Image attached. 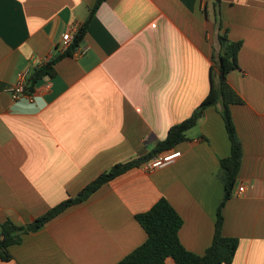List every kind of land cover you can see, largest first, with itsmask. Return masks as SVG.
<instances>
[{"label": "crops", "instance_id": "obj_1", "mask_svg": "<svg viewBox=\"0 0 264 264\" xmlns=\"http://www.w3.org/2000/svg\"><path fill=\"white\" fill-rule=\"evenodd\" d=\"M213 2L106 0L80 45L86 53L58 60L33 99L15 102L11 86L64 54L62 36L86 22L96 0H0V222L31 223L152 152L208 96L227 33L242 44L228 82L244 101L231 110L244 155L223 234L240 242L231 264H264V0H222V31ZM216 109L188 131L173 165L120 175L25 234L0 264H120L147 240L137 215L160 198L183 218V246L204 254L225 196L220 161L232 153Z\"/></svg>", "mask_w": 264, "mask_h": 264}, {"label": "trees", "instance_id": "obj_2", "mask_svg": "<svg viewBox=\"0 0 264 264\" xmlns=\"http://www.w3.org/2000/svg\"><path fill=\"white\" fill-rule=\"evenodd\" d=\"M105 1L96 0L88 19L80 26L79 32L75 35L69 49L63 55L49 60L48 63L30 76L26 85L27 93H33L38 83L46 76H54L56 62L65 56L73 55L80 47L87 35L91 20ZM221 2L222 0H214L213 2L215 23L218 24L220 31H222L220 20ZM218 45V50L214 54L218 75L214 74L213 67L211 70L212 86L210 92L188 119L168 130L166 138L160 141L152 152L127 163L115 165L111 170L99 175L88 184L79 195L69 197L54 208L52 207L44 216L25 225H17L10 220L0 222V260L8 262L13 259L10 249L14 245L20 244L25 234L39 231L49 221L59 217L71 206L86 202L96 191L120 175L141 167L160 154L173 149L177 150L178 146L188 140V131L197 126L199 120L204 116L205 110L215 106L225 122L232 153L220 161L222 171L220 179L225 189V196L218 208L212 245L208 246L202 255L189 252L183 246L179 235L184 222L183 218L166 198H160L148 212L137 215V221L144 228L147 240L120 264H167L169 258L173 259L176 264H231L235 260L240 242L234 237H227L223 234V224L225 223L223 209L227 201L233 196L236 180L241 169L242 156L244 155L231 110L232 106L243 105L244 101L229 84L228 75L239 68L238 54L242 44L241 42L231 41L227 33H220Z\"/></svg>", "mask_w": 264, "mask_h": 264}, {"label": "built area", "instance_id": "obj_3", "mask_svg": "<svg viewBox=\"0 0 264 264\" xmlns=\"http://www.w3.org/2000/svg\"><path fill=\"white\" fill-rule=\"evenodd\" d=\"M80 26L78 25H73L70 30L62 36V49L63 52L65 53L71 44L73 43L75 35L78 34ZM86 53L85 49L78 48L74 54L79 56V55H84ZM49 60L46 61L48 63ZM30 78V73L29 71L25 72L21 78L18 80V82L11 88H10V93L12 96L13 101L17 102L21 100L25 96H29L30 99H33V94L32 93H27L26 92V85H27V80ZM182 152L179 150H171L168 151L167 153L160 154L153 158L151 161L148 163H144L141 167H143L147 173H153L155 171L161 170L166 168L167 166L173 165L180 157H181ZM244 193V188H239L238 194L242 195Z\"/></svg>", "mask_w": 264, "mask_h": 264}, {"label": "rangeland", "instance_id": "obj_4", "mask_svg": "<svg viewBox=\"0 0 264 264\" xmlns=\"http://www.w3.org/2000/svg\"><path fill=\"white\" fill-rule=\"evenodd\" d=\"M215 74V73H214Z\"/></svg>", "mask_w": 264, "mask_h": 264}]
</instances>
